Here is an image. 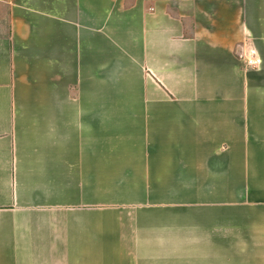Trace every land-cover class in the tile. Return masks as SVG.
I'll return each mask as SVG.
<instances>
[{
    "label": "crops",
    "instance_id": "crops-1",
    "mask_svg": "<svg viewBox=\"0 0 264 264\" xmlns=\"http://www.w3.org/2000/svg\"><path fill=\"white\" fill-rule=\"evenodd\" d=\"M1 3L0 264H264V0Z\"/></svg>",
    "mask_w": 264,
    "mask_h": 264
},
{
    "label": "rangeland",
    "instance_id": "rangeland-1",
    "mask_svg": "<svg viewBox=\"0 0 264 264\" xmlns=\"http://www.w3.org/2000/svg\"><path fill=\"white\" fill-rule=\"evenodd\" d=\"M4 17V6H2L1 0H0V21L3 22Z\"/></svg>",
    "mask_w": 264,
    "mask_h": 264
},
{
    "label": "water",
    "instance_id": "water-1",
    "mask_svg": "<svg viewBox=\"0 0 264 264\" xmlns=\"http://www.w3.org/2000/svg\"><path fill=\"white\" fill-rule=\"evenodd\" d=\"M236 53L238 56H241V49L239 47L236 49Z\"/></svg>",
    "mask_w": 264,
    "mask_h": 264
},
{
    "label": "built area",
    "instance_id": "built-area-1",
    "mask_svg": "<svg viewBox=\"0 0 264 264\" xmlns=\"http://www.w3.org/2000/svg\"><path fill=\"white\" fill-rule=\"evenodd\" d=\"M249 63H251V61H249Z\"/></svg>",
    "mask_w": 264,
    "mask_h": 264
}]
</instances>
